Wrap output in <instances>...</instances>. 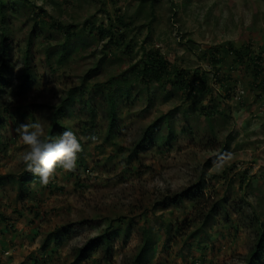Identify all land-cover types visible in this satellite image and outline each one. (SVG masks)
Instances as JSON below:
<instances>
[{"label": "rangeland", "instance_id": "obj_1", "mask_svg": "<svg viewBox=\"0 0 264 264\" xmlns=\"http://www.w3.org/2000/svg\"><path fill=\"white\" fill-rule=\"evenodd\" d=\"M24 6V14L13 21L8 71L12 86L5 90L0 108L8 124L1 131L6 144L0 147V177L16 182L25 169L27 146L16 129L40 122L47 138L53 108L77 87H84V94L73 97L65 124L79 134L84 151L73 171L57 166L46 184H30L23 200L18 199L17 185L0 189V222L11 226L0 230V264H74V249L115 220L133 233L115 242L111 262L97 251L82 264H131L145 227L156 239L150 264H192L199 259L202 264H246L254 243L248 217L256 213L264 220V0H26ZM33 19L38 27L45 23L43 29L55 21L116 32L112 42H101L78 30L75 50L65 64L53 60L51 66L47 51L63 43L64 33L39 34L29 54L33 85L19 94ZM245 47L251 52L239 61L226 52ZM211 52L219 64L211 63ZM155 53L171 72L203 73L208 88L199 106L218 114L191 115L190 136L177 133L171 148L156 143L138 151L147 126L170 110L184 109L179 99L164 102L138 82L127 88L122 84L131 66L140 68L147 55ZM257 55L261 61L254 59ZM108 85L121 93L131 90V96L118 100L119 126L105 141ZM84 100L90 103L87 107ZM195 125L199 127L191 133ZM207 130L213 132L211 141L204 136ZM199 184L205 187L203 213L210 202H222L229 217L219 211L207 231L192 240L199 229L197 208L187 201H166ZM79 222L85 225L76 226ZM71 224L75 233L69 240L42 250L48 236Z\"/></svg>", "mask_w": 264, "mask_h": 264}, {"label": "trees", "instance_id": "obj_2", "mask_svg": "<svg viewBox=\"0 0 264 264\" xmlns=\"http://www.w3.org/2000/svg\"><path fill=\"white\" fill-rule=\"evenodd\" d=\"M26 0H0V108L2 99L5 97V90L12 86V78L8 75L10 72V59L12 53V36H13V21L20 14H24L27 7L24 6ZM39 16V14H36ZM31 22L33 26L31 32L26 39V50L24 52V59L22 62V72L19 77L18 93H22L31 88V69H30V47L34 44L35 40L39 37V34H44L47 30H53L54 33H64L63 43L58 45L54 52L47 51L46 63L52 65L53 60H57L56 64H65L70 53L75 49L72 42L76 39L78 30L88 31L87 35L91 38L97 37L101 42L106 41L112 42V36H115L116 28L109 29L105 31L104 29H99V27L90 26L83 24L80 26V29L74 25H64L59 22H55L47 29H43L45 23L42 22L41 27H38V23L35 19ZM46 28V27H44ZM91 28V29H89ZM52 34L48 36L51 38ZM46 38V36L44 37ZM229 55H232L234 60L239 61L250 54L251 50L249 47H245L242 50L230 48L226 51ZM226 53V54H227ZM56 56V57H54ZM147 59L142 62L140 68H137L136 65H133L127 71L130 74V79L126 78L122 80V84L127 88L128 83L129 87L134 86L135 82H138L142 85V88H146L147 92L153 89L158 98H162L164 102L172 100L174 98L179 99L182 102L184 109H173L168 111L166 114L159 116L155 119L149 126H147L142 133V136L137 144L136 149L138 151L146 150L153 148L156 143L159 144V147L171 148L177 137V133L180 136H190V125L188 124V119L191 115H203V116H214L218 112L214 110H207L206 107H200V97L205 94L208 88V81L205 75L195 74L192 75L187 71H169V65L166 61H163L158 53L147 55ZM256 61H261L259 55L254 57ZM210 60L213 65L219 64L220 59L213 56L212 52L210 54ZM255 65V79L258 76V65ZM113 80V79H112ZM110 81V84L112 82ZM84 82V81H83ZM114 84V83H113ZM118 84H114L116 86ZM84 87H77L71 89L67 92V95L64 98L60 99V103L55 106L51 113V126L47 133V138H58L66 130L73 131L78 138L79 143L81 144V151L78 155H82L84 151V143L80 139L79 134L69 126L65 124V118L70 114V108L73 106V97L76 94H84ZM264 89V87H261ZM131 90L123 91L121 93L120 89H114L113 86L107 88L105 94L106 101V113H107V122H108V132L105 138V141L109 140L117 130L119 126V109H118V100L125 95V98L131 96ZM123 94V95H122ZM135 97H140L141 95H133ZM142 99V96L140 97ZM84 107H87L90 103L83 101ZM149 108L152 106L151 100L148 104ZM89 111L93 114V109L90 107ZM8 124L4 116L0 114V147L5 148L6 143H2L1 131L6 129ZM199 126L195 125L191 127V133L193 130L198 129ZM189 131V132H188ZM212 130H207L204 136L210 140ZM211 144V143H210ZM138 151H135L136 154ZM223 152V151H222ZM78 159L81 158L78 156ZM60 167V166H59ZM62 168V167H60ZM35 183L36 185L41 184L39 177L34 176L32 173L24 169V171L18 176L16 182L13 179H10L8 176L0 177V189L4 188L8 184L17 185L19 189V200H23L27 195H29V186L30 184ZM205 187L203 185H197L195 188L186 190L183 193L174 195L172 198L167 199L166 202L171 205L183 204L184 201H187L189 204L195 207L196 212L199 216V229L195 231L190 236V239H196L198 232H206L209 228V225L216 218V215L219 211L224 212L225 217H229L228 209L226 205L222 202H210L208 210L203 213L206 208L203 201L204 199ZM202 201V202H201ZM206 203V202H205ZM184 205V204H183ZM166 206V205H164ZM204 207V208H203ZM203 213V214H202ZM2 217V216H1ZM249 227L254 233V243L253 247L248 253V259L246 264H264V220L260 219V216L256 213L248 217ZM1 220V218H0ZM85 225L84 222H79L76 226L80 228ZM178 229V228H177ZM170 229H167V233L170 234ZM176 233L178 232L175 231ZM75 233L74 226L71 224L69 226L61 228L56 233L48 236L43 245L42 250H48L50 244H53V247H59L64 242L69 240L71 236ZM132 234L133 230L130 227L122 228V220H115L114 223L106 228V230L100 235L93 237L86 242H84L78 248H75L73 251L74 264H82L89 259L92 252L101 251L103 260L105 262H111L114 257L115 242L119 240L125 234ZM195 234V235H194ZM199 243V242H197ZM156 246V239L153 231L150 227H145L141 230L139 236V248L135 255L132 258L131 264H150ZM198 246V245H197Z\"/></svg>", "mask_w": 264, "mask_h": 264}, {"label": "clouds", "instance_id": "obj_3", "mask_svg": "<svg viewBox=\"0 0 264 264\" xmlns=\"http://www.w3.org/2000/svg\"><path fill=\"white\" fill-rule=\"evenodd\" d=\"M16 130L24 145L27 146L22 157L25 168L39 177L41 183L48 182L57 166L63 167L66 171H73L76 168L81 144L73 131L66 130L58 138H44V127L40 122L22 124ZM45 187L48 186L45 185ZM3 227L7 230L11 228L5 221L0 222L1 232L5 231L2 230ZM3 254H7V251ZM198 261L201 264L204 263L200 259Z\"/></svg>", "mask_w": 264, "mask_h": 264}, {"label": "built area", "instance_id": "obj_4", "mask_svg": "<svg viewBox=\"0 0 264 264\" xmlns=\"http://www.w3.org/2000/svg\"><path fill=\"white\" fill-rule=\"evenodd\" d=\"M192 264H201V262L196 261V262H193Z\"/></svg>", "mask_w": 264, "mask_h": 264}, {"label": "crops", "instance_id": "obj_5", "mask_svg": "<svg viewBox=\"0 0 264 264\" xmlns=\"http://www.w3.org/2000/svg\"><path fill=\"white\" fill-rule=\"evenodd\" d=\"M2 230H4V229H2Z\"/></svg>", "mask_w": 264, "mask_h": 264}]
</instances>
